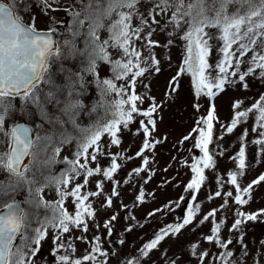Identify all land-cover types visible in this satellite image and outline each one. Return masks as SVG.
Returning <instances> with one entry per match:
<instances>
[{"label": "snow or ice", "instance_id": "1", "mask_svg": "<svg viewBox=\"0 0 264 264\" xmlns=\"http://www.w3.org/2000/svg\"><path fill=\"white\" fill-rule=\"evenodd\" d=\"M58 2L41 0L47 9ZM28 7L23 0H0V174L5 177L0 179V264H37L42 246L49 240L55 264H108L111 249H105L99 235L85 236L96 219L92 198L103 199L104 182H113L122 168L118 160L123 157L110 149L121 145L123 130L131 131L135 122L138 134L142 133L136 156L143 166L133 170L136 175L148 170V153L163 142V138H154V114L160 106L153 97L138 92V85L148 75L161 71L162 62L153 50L179 47L180 62L169 87L176 92L181 78H187L195 110L200 111L201 98L209 101L206 113L181 141L192 140L193 148L202 153L186 165L192 176L185 192L192 193L190 200L196 202L207 180L205 170L216 169L214 156L224 155L223 149L219 153L210 149V145L218 147L224 139L223 134L216 136L215 125L220 123L214 104L216 97L226 86L237 82L248 89L249 77L264 81V0H73V7L66 10L72 17L67 30H40L35 17L26 23L21 13ZM163 32L168 39L161 45L154 37ZM105 66L107 75L102 74ZM93 89L97 99L89 107L85 98ZM17 98L26 106H34L53 132L33 139V129L24 123L6 128L12 101ZM145 103L150 106L141 108ZM232 107L230 123L222 126L227 134L250 118L253 126L244 128L237 138L239 150L231 157L238 171L227 173V184L233 186L235 195L228 190L222 196L217 189L208 197H221L222 208L227 207L229 198L238 206L247 205L254 185L264 182V174L245 186L238 180L250 167L246 164L250 132L258 137L251 143L264 154V94L248 106L237 100ZM82 113L96 114L95 119L85 126L78 122ZM137 117L141 119L137 121ZM40 141H46L43 147ZM68 144L73 149L61 158L63 146ZM49 148L51 153L40 160V151L48 153ZM101 157H110L107 165L101 163ZM54 164L64 167L53 173ZM92 177L101 179L90 180ZM215 183L223 187L225 181L215 178ZM90 184H94L95 190H89ZM46 191H51L55 198L46 199ZM20 192L27 194L22 201L16 198ZM119 195L113 187L104 202L112 207V197ZM137 199L143 202L142 190ZM185 199L181 196L176 206ZM22 203L28 208L22 207ZM186 208L182 222L161 227L139 249L140 256L149 257L162 241L193 224L201 213V204L187 203ZM217 211H207L198 222L212 225V234L204 237L206 241L228 249L233 241L220 238L224 221H217ZM261 216L264 209L245 212L238 208L229 231L239 232L245 223ZM116 219L112 215L103 223L107 237L112 236ZM77 241L91 247L76 255L80 251ZM192 251L196 254L195 244ZM215 255L220 264H231V251ZM211 256L201 251L198 260L203 264ZM127 264H140V259L129 258Z\"/></svg>", "mask_w": 264, "mask_h": 264}, {"label": "rangeland", "instance_id": "2", "mask_svg": "<svg viewBox=\"0 0 264 264\" xmlns=\"http://www.w3.org/2000/svg\"><path fill=\"white\" fill-rule=\"evenodd\" d=\"M23 4L29 6L28 10L21 13L24 21L27 23L32 17H35L36 26L40 30L50 28L67 30L71 26L72 17L69 11L66 10L73 7V0H59L58 3L52 4L51 9L45 8L41 0H23ZM154 38L161 45L165 44L168 39L166 32L160 33ZM153 51L158 54L157 58L162 62L161 71L158 74L148 75L143 83L138 85V92L141 95L146 93L148 96L153 97L154 102L160 106L157 113L154 114V119L157 122V131L154 138H163V142L158 144L153 152L148 153L150 159L148 170L136 175L133 170L143 166L141 158L136 156V152L141 147L142 133L138 134V124L135 122L130 126L131 131H122L121 145L113 146L110 149L112 153L123 157L118 160L122 164V168L115 174L113 182H104L105 193L103 199L101 197L92 198L96 219L90 224V231L85 233V236L99 235L105 249H111V253L107 257L108 264H127V260L134 257H139L140 264H200L198 254L201 251L212 254L211 258H205L203 264H220V260L216 258L215 254L225 251L233 253L229 258L231 264H264V216L258 217L256 221H248L239 232L229 231L235 218L236 209L242 208L245 212H257L264 209V182L254 185L251 199L244 206L236 205L229 198L227 207L222 208L223 199L221 197L208 199L210 195H214L217 189L221 191L222 196L228 190H232L233 195H235L233 186L227 184V173L238 171L231 157L237 154L240 147L237 138L244 128L250 129L253 126V121L250 118L246 124L239 125L232 134H227L222 126L230 123L234 111L232 105L235 101L243 100L245 106H248L258 99L261 94H264V81L258 77H249L247 78L248 89H244L237 82L236 85L226 86V90L216 97L214 104L220 121L219 124L215 125L216 136L223 134L224 139L218 142V147L210 145V149H213L216 153L223 149L224 155L214 156V159L217 160V168L205 170L206 183L197 194V201L192 202L190 200L192 193L185 192V186L192 176L190 168L186 165L193 162V156L198 158L202 153L193 148L192 140L181 141L195 126V121L206 113L209 101L207 98H201L199 103L202 107L199 112L195 110L193 107V91L187 78H181L176 92H172L169 87L170 78L175 75L177 64L180 62L179 47L173 46L171 49L161 47ZM215 59L216 57L213 55L212 60ZM102 74H108L106 66ZM145 84L148 85L147 88L144 87ZM96 99L97 95L93 89L89 96L85 98V104L90 107ZM149 106L148 103H145L141 105V108ZM29 112L32 113L31 116L28 115ZM95 115L89 116L82 113L78 122L86 126L95 119ZM139 119L141 118L137 117V121ZM23 121L32 123L36 127L37 135L42 137L53 132L52 127L41 120L34 106H26L23 101L17 98L12 101L5 127L10 128L15 123ZM66 127L70 128V126ZM257 138L256 133L252 132L247 138L249 143L246 146V164H250V167H246L245 175L242 178L238 177V180L242 182V186L264 174V154L261 153L259 146L251 143ZM39 143L43 147L46 141H40ZM72 149V144L64 145L60 154L61 158L70 155ZM50 153L51 148H49L48 153L40 151L39 159H45ZM100 159L102 164L107 165L110 157H101ZM63 167L62 164H54L51 170L53 173H57ZM3 178H5L4 174H0V179ZM215 178L225 181L224 186H218L215 183ZM99 179L101 178H90V180ZM145 180H147V183H145ZM124 181L128 182L124 183ZM113 187L117 188L120 195L112 197L113 206L108 207L104 201ZM89 190H95L94 184L89 185ZM139 190L144 193L143 202L137 199ZM26 195V192H20L16 198L22 201ZM181 196L186 197V199L180 202V206L177 207L176 203ZM45 198L52 200L55 197L51 191H46ZM245 198L247 199V197ZM187 203L201 204V213L197 214L193 224L181 230L178 235L166 238L156 250L149 254V257L140 256L139 249L161 227L166 224L182 222V217L187 212ZM24 205L27 209L28 205ZM169 205L171 207H167ZM157 209H160V211H157ZM212 209L218 210L217 221H224L220 238L233 241L228 249H221L204 239V237L212 234L210 231L212 225L208 222L201 225L198 221L203 214ZM153 212L155 216H150L149 213ZM112 215H116L117 219L113 222L112 236L107 237L106 230L102 225ZM131 217H134V219ZM94 224H99L101 227L97 229L93 226ZM141 225L143 226L141 227ZM128 229H131V231ZM121 240L124 241L123 244L120 243ZM76 243L80 250L76 255L83 252L86 247H91L90 244L79 241ZM194 244L196 254L192 251ZM52 247L50 240L43 244L37 264H55V259L50 252Z\"/></svg>", "mask_w": 264, "mask_h": 264}, {"label": "water", "instance_id": "3", "mask_svg": "<svg viewBox=\"0 0 264 264\" xmlns=\"http://www.w3.org/2000/svg\"><path fill=\"white\" fill-rule=\"evenodd\" d=\"M19 123H24L26 126L31 127V128L33 129V139L36 138V136H37V131H36V128H35V126H34L33 124L28 123V122H19ZM22 207H24V204H23V203H22ZM24 208H25V207H24Z\"/></svg>", "mask_w": 264, "mask_h": 264}]
</instances>
